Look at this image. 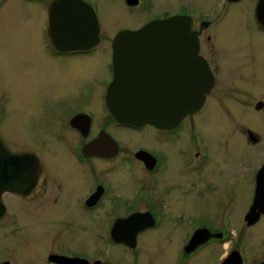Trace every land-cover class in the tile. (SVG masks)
<instances>
[{"label":"flooded vegetation","instance_id":"1","mask_svg":"<svg viewBox=\"0 0 264 264\" xmlns=\"http://www.w3.org/2000/svg\"><path fill=\"white\" fill-rule=\"evenodd\" d=\"M18 1L34 6V16L24 18L34 21L49 59L75 63V69L86 65L84 60L102 58L95 56L99 53L105 60L102 71L94 62L84 67L100 69L103 76L96 73L93 80L81 76L83 86L92 81L95 88L80 95L84 102L79 106L58 111L57 124L47 122L45 140L31 124L45 119L46 108L58 110L63 96L46 98L35 83L21 86L17 82L15 94H1L0 140L10 154H22L24 162L16 170L13 162L7 165L10 175L20 174V194L1 195L0 247L6 242L16 246L26 236L20 234L18 216L50 227L49 221H59L61 212L71 209L79 213L73 222L86 230L95 228L90 234L95 236L92 247L76 249L67 236L43 234L38 250L26 244L30 264H264V247L253 244L254 229L264 225V79L240 72L248 66L242 63L248 50L264 49V28L256 19L259 0H82L93 9L98 40L88 50L65 52L48 37L54 0ZM10 2L0 0V9ZM247 2L251 31L261 34L263 41H247L244 49L222 44V24L236 12L240 16ZM103 11L124 20L104 26ZM170 18L187 21L197 39L198 55L212 75V87L202 106L171 128L120 125L106 103L113 79L112 41L119 32L137 31ZM62 31L66 30L61 25L55 29ZM153 62L154 89L163 93L168 78H173L169 64L174 59L167 58L166 67L161 58ZM212 115L225 127L223 132L232 144L242 142L250 149L254 164L247 172L214 174L217 162L211 159L199 123L203 116L210 119ZM20 117L24 128L35 131L31 140L6 141L3 128H11L9 124ZM174 154L181 164V176L176 179L171 175ZM238 183L247 189L241 208L231 190ZM216 201L225 207L215 211L212 202ZM200 202H209L207 214L189 216ZM150 246L158 248L155 261H141ZM0 264H14L12 255L0 250Z\"/></svg>","mask_w":264,"mask_h":264},{"label":"rangeland","instance_id":"2","mask_svg":"<svg viewBox=\"0 0 264 264\" xmlns=\"http://www.w3.org/2000/svg\"><path fill=\"white\" fill-rule=\"evenodd\" d=\"M98 1L103 2V0ZM33 7V5L22 1L12 0V2L4 5L0 9V96L2 93L6 95L15 94L17 92L15 90L16 82L21 84V86L35 83L46 98L54 99L63 96V103L60 104L62 106L61 108L57 106L58 110L56 111L46 108L45 112L47 116H43L45 119L41 117L37 123L31 124L37 131L40 129L42 132L41 139L45 140V137H48V135H44L47 122L57 124L58 111H62L64 110L63 108L71 106H79L77 103L83 101L80 95L90 92L95 88L92 81H89L86 86H83L81 76H84L83 79L90 77L89 80H93L92 76H95L96 73L103 76V72L101 71L104 69L102 61L104 62L105 59L103 57L105 55H100L99 53L95 56L102 57L100 59L84 60L86 65L89 62H94L99 67L101 66V71L99 69L97 72L93 69L88 70L84 68L86 65L80 69H75L78 66L72 65L75 63L67 62L64 65L59 63V61H55L51 56L49 59V55L41 42L40 34L34 28V21L24 18L26 14L34 16ZM242 8L243 10L241 11L242 13L240 12V16L236 12L238 17H236V14L232 15L222 24L220 32V41H222V44L229 47L240 45L244 49L248 43L247 41H253L255 44L263 41L261 34L251 31L253 22L250 19L249 13L250 3H244ZM100 17L104 26L109 21L110 24H113L118 20H124L116 15H105L104 11L103 13L100 12ZM35 24L37 25V22ZM103 47H101V50ZM242 63L248 64V66L245 71L241 70V73L258 74L260 78L264 79V49L248 50ZM42 77L44 81L41 80ZM65 94L69 98L65 97ZM20 119L21 117L18 121L15 120L14 124L10 123L11 128H3L2 132L6 141H28L35 132L32 129L24 128ZM222 121H224L223 116ZM199 123L203 129L204 138L209 143L211 159L217 162L214 167L217 170V172H214L215 175L221 176L223 170L226 173L230 172V174L235 169L236 171L243 172V170L246 171V169L254 164V159L249 154L250 149L242 142L238 145L232 144L233 141H231L228 135H225L226 130L223 132L222 128L225 129V127L219 126L214 115L210 119H206L203 116ZM256 128L260 130L261 126L257 125ZM180 168L181 164L174 154L171 173L174 179L181 176ZM231 190L234 193V197H236L239 208H241L246 201L247 189L243 184L238 183ZM212 204L214 205L215 211H219L225 207L220 201L212 202ZM208 205L209 202L197 203L195 211L191 212L189 216H204L207 214L206 208ZM61 213L62 215L59 221L52 220L48 222L51 225L50 227L27 221L21 215L18 216L20 234L29 235L31 238L23 237L20 244L18 243L16 246L6 242L0 247L1 252L5 255H12L14 264H30L32 260L25 252L27 251L25 249L26 244L29 243L34 249H37V242L43 239V234L57 235L61 238L67 236L70 240L75 241L73 248L76 249L91 248L95 236L90 234L94 232L95 228L92 227L86 230L79 223L73 222L78 217L79 213L77 211L68 209ZM95 222L103 223L101 220H95ZM253 234L255 236L253 244L257 247H264V225L255 228ZM147 244L149 245L150 242ZM157 252V247L150 246L142 254L141 261H155Z\"/></svg>","mask_w":264,"mask_h":264},{"label":"water","instance_id":"3","mask_svg":"<svg viewBox=\"0 0 264 264\" xmlns=\"http://www.w3.org/2000/svg\"><path fill=\"white\" fill-rule=\"evenodd\" d=\"M50 42L63 52L88 50L98 40V23L93 9L82 0H54L50 4ZM256 19L264 28V0H259ZM62 32H55L57 26ZM173 58V78L168 89H154L153 59ZM113 79L106 103L113 119L120 125L140 128L154 124L171 128L186 115L197 111L212 87V75L198 55L196 36L183 18L162 19L137 31L119 32L112 41ZM23 166V156L12 155L0 140V214L1 195L6 191L20 194L16 172H8V163ZM23 169H21L22 173Z\"/></svg>","mask_w":264,"mask_h":264}]
</instances>
